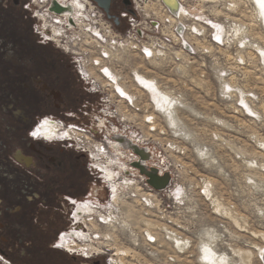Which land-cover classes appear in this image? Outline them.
Here are the masks:
<instances>
[{
	"label": "rangeland",
	"instance_id": "374dc122",
	"mask_svg": "<svg viewBox=\"0 0 264 264\" xmlns=\"http://www.w3.org/2000/svg\"><path fill=\"white\" fill-rule=\"evenodd\" d=\"M201 1L197 0L192 10L195 17L213 18L211 12H215L216 18L226 20L223 43L211 42L215 54L208 58L186 57L180 51L182 39L176 43L177 56L155 62L127 54L112 42L115 50L110 45L104 49L113 52V58L94 48L92 67L84 64L85 73L94 80L96 76L113 95L119 94L117 120L128 132L136 138L143 135L142 140L156 144L166 155L172 146L185 152L172 154L184 166L186 188L174 208L165 211L169 203L164 198L159 211L148 210L145 216L139 208L131 207L116 218L113 249L108 254H116L121 264H264V56L258 51V47L264 50V24L251 0ZM233 3L239 6L228 11ZM182 11L180 18L189 16L188 10ZM208 29L212 41L213 30ZM189 42L194 40L189 38ZM95 61H101V66ZM107 68L116 76V84L100 73ZM146 79L154 81L156 89L147 83L141 87ZM117 86L133 97V106L121 98ZM169 103L173 111L167 110ZM123 114L138 120L123 122ZM147 115L156 116V132L144 122ZM204 181L211 185L206 197L201 195ZM131 205L137 206L129 202L128 207ZM145 231L156 238L154 246L146 244ZM176 235L185 241L186 250L179 252ZM206 248L218 259L210 262L204 255ZM50 251V264H79L62 251ZM60 257L66 262L59 261Z\"/></svg>",
	"mask_w": 264,
	"mask_h": 264
},
{
	"label": "flooded vegetation",
	"instance_id": "af4514ba",
	"mask_svg": "<svg viewBox=\"0 0 264 264\" xmlns=\"http://www.w3.org/2000/svg\"><path fill=\"white\" fill-rule=\"evenodd\" d=\"M131 7V0H111L117 31L127 28L121 14ZM60 8L57 13L67 12ZM40 9L32 0H0V257L11 264H50L69 200L95 197L101 189L89 155L35 137V128L43 120L99 134L109 132L110 123L120 127L113 91L84 82L74 57L35 34Z\"/></svg>",
	"mask_w": 264,
	"mask_h": 264
},
{
	"label": "built area",
	"instance_id": "2783aa9c",
	"mask_svg": "<svg viewBox=\"0 0 264 264\" xmlns=\"http://www.w3.org/2000/svg\"><path fill=\"white\" fill-rule=\"evenodd\" d=\"M32 1L41 6V9L35 12L38 21L34 27L35 34L43 42L52 43L74 57L75 68L81 79L93 85L102 86L84 73L87 72L84 64L86 63L88 69L92 67L91 56L95 51L94 48L104 50L113 58V52L104 49L109 45L110 48L113 47L112 42L125 48V53L135 54L147 62H155L163 57L176 55V43L179 39H182L180 51L188 58L206 59L209 55L215 54L211 42L223 43L226 20L216 18L215 12H211L213 18L195 17L192 10L198 5L197 0H177L179 8L174 11L162 0H131V11L121 14V18L127 25L123 34L115 29L106 13L92 0ZM203 1L210 3L208 0ZM54 4L67 9V12L59 14L53 11ZM182 9L189 11L188 17L180 18ZM177 14L178 18L172 17ZM167 17L170 20H167ZM171 20L176 22L173 23ZM208 28L213 30L212 41H210L211 31ZM95 32L99 34L100 39L95 36ZM164 33H166L165 36ZM73 37L75 41H72ZM183 37L187 41H184ZM189 38L194 42L190 43ZM195 42L197 44H194ZM82 46L85 48L82 49ZM78 50L80 55H77ZM75 56H83V58L80 61L75 59ZM95 73L99 74L97 70ZM114 97L119 98V94L117 93ZM118 103H120L119 100ZM118 106L115 107L116 120L117 118L119 120ZM122 124L120 128L110 123V131L99 134L83 125H67L59 121L43 120L33 132L35 137L67 142L70 146L78 148L80 152L89 155L92 171L98 176L101 186L103 185L95 197H84L77 201L69 200L66 226L53 244V249L80 260L82 264L123 263L120 258L115 257L116 254H108V251L113 249L114 241L111 234L116 230V218L122 216L126 209L129 212L131 207L139 208L147 216L148 210L159 211L164 198L169 203L165 208L167 211V208H174L179 199L185 196L186 188L182 181L184 166L172 158L173 153L185 155V152L182 154L179 148L170 147L169 155H166L160 147H156V144L150 145L151 141L140 142L143 135L136 138L135 133L128 132V127ZM119 135L123 137H118ZM126 138L140 148L147 149L150 160L143 162L138 154L124 148L122 145ZM102 148L105 150L102 151ZM101 151L104 155L99 154ZM135 163L158 170V175L161 177L169 173L171 176L169 186L163 191H156L149 185L148 178L134 166ZM104 167H107L111 176ZM210 187L211 185L208 186L204 181L201 195L206 197ZM129 202L137 206L128 207ZM151 237H153L151 232L145 231V240L149 247L157 242L155 237ZM178 248L181 252L183 250L181 248H185V245L182 243L178 245ZM105 256L108 257L106 260ZM0 261L3 264H11L1 257Z\"/></svg>",
	"mask_w": 264,
	"mask_h": 264
},
{
	"label": "bare ground",
	"instance_id": "6f19581e",
	"mask_svg": "<svg viewBox=\"0 0 264 264\" xmlns=\"http://www.w3.org/2000/svg\"><path fill=\"white\" fill-rule=\"evenodd\" d=\"M166 4H168V7L170 9H172L173 11L178 9L179 8V4H178V1L177 0H164ZM203 1V0H202ZM201 1V2H202ZM209 2H212L213 0H208ZM216 1V0H215ZM252 3L255 5L256 7V12H257V15H258V18L261 19V22L264 24V0H251ZM238 4V3H237ZM236 3H233L231 5H229V8H227L228 11H231V12H234L235 9L239 6H237ZM182 11V10H181ZM181 14V13H180ZM178 15V14H177ZM239 30V29H238ZM236 30V31H238ZM240 32V31H239ZM96 36H98V34L95 32ZM98 38H100L98 36ZM258 51L264 56V50L261 49L260 47H258ZM78 54V52H77ZM107 58H110V54H106L105 55ZM95 64L96 66H101V61H95ZM85 68V67H84ZM85 73V72H84ZM105 78H108L110 79L111 81H113L115 84L117 83V79H116V76H112V72L110 71L109 68L107 69H102L101 72H100ZM91 74L90 73H87V76L89 78L92 77V75L90 76ZM141 76V75H140ZM94 78L96 79L95 81L97 82L98 79L96 76H94ZM146 83L149 85L150 89H156L153 85L154 81H149L148 79H146V81H143L141 83V87H145L146 86ZM111 84V83H110ZM112 85V84H111ZM118 90H120V96L121 98H123L124 100H127L132 106H133V103H134V99L133 97L128 93L126 92L123 88H121L120 86H117ZM161 97L168 103L169 102V99L161 94ZM170 102H172L170 100ZM169 107L167 108V110L169 109L170 111H173V106H172V103H169L168 104ZM147 112V111H146ZM122 119L124 121H128V122H136L138 120L137 117H132V116H128L126 114H123L122 116ZM156 120V116H152V115H147L144 117V122L147 123V124H150L151 125V131L152 132H156L158 130V127L157 125H154L153 124L155 123L154 121ZM170 120H172V118H170ZM173 122V120H172ZM173 125H175V122H173ZM146 141V140H144ZM173 147V146H172ZM176 148V147H175ZM103 150V149H102ZM177 236V235H176ZM153 238V237H151ZM176 239H174V241L176 242L175 244H178V245H181L182 243L184 244L185 241H179V237H175ZM181 240V239H180ZM120 250V249H119ZM205 250V251H204ZM204 255L205 257L210 260V262H213L216 260L217 256L216 254L210 250L209 248H206L204 249ZM125 251H121V254H124ZM127 252V251H126ZM124 256V255H123ZM263 258H264V255H263ZM218 259V258H217Z\"/></svg>",
	"mask_w": 264,
	"mask_h": 264
},
{
	"label": "water",
	"instance_id": "95a60500",
	"mask_svg": "<svg viewBox=\"0 0 264 264\" xmlns=\"http://www.w3.org/2000/svg\"><path fill=\"white\" fill-rule=\"evenodd\" d=\"M92 1L95 2L98 5V7L101 8L106 13V15H108L109 20H113V17L109 16L111 0H92ZM52 10L55 12H59L61 11V8L57 4H54ZM114 22L116 25H118L117 19ZM122 146L138 154L142 158L143 162L150 160V155L147 153V149L140 148L139 146L134 144L131 140L126 139L125 143ZM134 166L140 170L141 174H143L148 178L149 185L152 188H154L156 191H163L169 186L171 181V176L169 173L161 177L158 175V170L156 169H149L148 167H146L141 163H135ZM95 264H99V263H95Z\"/></svg>",
	"mask_w": 264,
	"mask_h": 264
},
{
	"label": "trees",
	"instance_id": "16d2710c",
	"mask_svg": "<svg viewBox=\"0 0 264 264\" xmlns=\"http://www.w3.org/2000/svg\"><path fill=\"white\" fill-rule=\"evenodd\" d=\"M125 30H126V29H123V31H125ZM64 255L67 256V254H64ZM67 257H68V256H67ZM70 258L72 259V262L74 263V262H75L74 258H72V257H70ZM65 259H66V258L63 259V257H60V258H59V261H63V260H64L63 262H66ZM76 260H77V261H80V260H78V259H76ZM77 261H76V262H77ZM76 262H75V263H76ZM77 263H78V262H77Z\"/></svg>",
	"mask_w": 264,
	"mask_h": 264
}]
</instances>
